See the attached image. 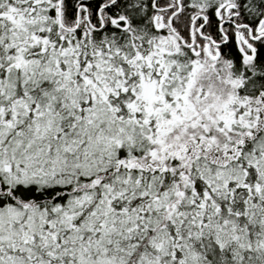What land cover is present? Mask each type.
I'll list each match as a JSON object with an SVG mask.
<instances>
[{
    "label": "snow or ice",
    "instance_id": "snow-or-ice-1",
    "mask_svg": "<svg viewBox=\"0 0 264 264\" xmlns=\"http://www.w3.org/2000/svg\"><path fill=\"white\" fill-rule=\"evenodd\" d=\"M0 264H264V0H0Z\"/></svg>",
    "mask_w": 264,
    "mask_h": 264
}]
</instances>
